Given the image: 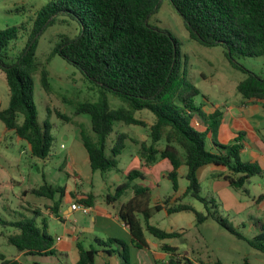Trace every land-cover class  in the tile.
I'll use <instances>...</instances> for the list:
<instances>
[{
	"label": "trees",
	"instance_id": "16d2710c",
	"mask_svg": "<svg viewBox=\"0 0 264 264\" xmlns=\"http://www.w3.org/2000/svg\"><path fill=\"white\" fill-rule=\"evenodd\" d=\"M183 21L189 38L204 47L219 46L233 68L246 73L237 87V93L244 101L264 102V78L245 70L238 64V58L264 57V0H168ZM162 0H54L47 3L38 13L26 46L16 59L11 60L4 50L16 38V28L0 30V71L5 76L9 91V103L0 110V122L7 132L28 145L32 157L40 160L49 158L54 152L55 138L48 121L40 127L33 99L34 80L40 74L41 88L50 90L48 74L44 65L36 59L39 37L59 17H66L78 25V34L73 38L65 34L56 36L51 55H59L75 67L89 82L99 88L97 103L76 105L72 116L87 115L90 130L80 131V141L87 154L91 173L105 174L118 169L119 157L125 150V142L138 145V154L143 166H153L159 160L167 161L171 170L166 178L173 191L178 190V170L185 166L187 186L181 198L190 197L204 205L206 213L197 212L191 205L167 206V200L150 207L149 188L135 180H144L139 170H131L126 181L117 186L113 195H107L108 204L117 202L124 192L132 189L133 197L118 208V215L131 236V246L136 249L147 247L145 233L160 242L178 239L182 234L166 232L150 224L151 218L164 211L167 215L192 213L195 227L208 219L238 240L244 241L254 250L264 254V225L257 224L259 233L247 238L225 219L217 216L213 197L201 196L198 171L206 166H218L227 170L221 177L229 187L242 190L251 179L262 176L264 169L257 161H243L242 139L239 133L227 145L215 142V134L221 113L215 110L206 115L196 107L193 98L197 89L187 80L181 70V53L175 38L167 30L149 24ZM107 94L119 98L124 106L110 109ZM140 111H148L154 121L149 127L148 143L130 138L126 133H116L112 145H107L115 123L147 128L144 121L135 118ZM19 116L22 122L19 123ZM63 120H68L61 114ZM195 123L206 124L200 130ZM216 152L206 149L207 134ZM164 142L159 149L158 143ZM64 187L52 188L45 181L43 185L29 191L35 197L53 199L55 194L62 198ZM60 198V199H61ZM180 199V198H178ZM176 199L175 201H177ZM264 195L257 200H263ZM95 196L91 193L74 196V203L93 207ZM56 217L57 213H54ZM43 223V222H42ZM0 224L12 227L17 234L7 237V242L17 252L29 255H54V239L47 233L45 225L38 226L36 217L6 221ZM96 247L84 249L78 244L79 257L75 264H95L98 248L107 249V254L116 253L120 264H131V247L122 240L96 239ZM116 250L110 252V247ZM168 255L166 263L193 264V261L178 253L177 248L163 243L160 246ZM202 263V262H201ZM0 264H24L16 260H5ZM202 264H222L220 261ZM244 264H249L247 260Z\"/></svg>",
	"mask_w": 264,
	"mask_h": 264
},
{
	"label": "rangeland",
	"instance_id": "374dc122",
	"mask_svg": "<svg viewBox=\"0 0 264 264\" xmlns=\"http://www.w3.org/2000/svg\"><path fill=\"white\" fill-rule=\"evenodd\" d=\"M51 1L54 0H0V30L16 28V38L4 50L11 60L14 61L17 55L24 50L34 20L41 9ZM149 24L155 28L167 30L177 41L181 53V70L186 72L187 80L197 89L198 95L193 98V103L203 114L207 115L215 110L223 114L228 108H233L242 101L236 87L245 79L246 73L232 67L225 58L221 47H204L191 40L182 19L168 0H162L157 12L149 18ZM78 30L76 22L66 17H59L56 23L48 27L38 39L36 59L45 67L50 90L45 92L41 88L40 74L36 73L33 76V99L39 126L42 127L46 121L51 126L55 138V152L45 160L36 159L31 156L27 143L18 140L14 133L7 132L5 137L0 135V193L2 194L0 197V219L2 220L15 221L35 217L34 207L24 206L25 209L20 208L17 197H20L26 189H35L43 185V178L45 181L54 184L55 187H73V180L70 176L77 177V175L72 173L70 161H68V152L75 144H81L80 131L88 132L90 130V119L87 115L72 116V112L78 104L99 102L100 93L99 88L86 80L75 67L69 65L59 55H51V53L56 36L65 34L73 38L78 34ZM237 62L245 70L264 78V57L238 58ZM8 103L9 91L5 76L0 71V106L6 108ZM107 103L110 109H118L124 106L119 98L111 94H107ZM259 109L255 108V112L259 116L249 120L264 126V112L259 111ZM60 114L68 120L59 118L58 115ZM135 118L144 121L147 128L115 123L113 133L108 137L107 145H112L116 133H126L132 139H145V142L148 143L149 127L154 121L152 114L148 111H140L135 114ZM21 122L22 117L19 116V123ZM3 127L0 122V131ZM215 142H219V140ZM222 142L226 143V141ZM210 144L211 141L207 139V150ZM60 145H63L64 148L61 149ZM125 145V150L119 157V177L137 151L130 141H126ZM211 145L213 146V144ZM157 147L162 149L164 142L158 143ZM242 158L245 160L244 156ZM166 165L168 172L171 167L168 162ZM223 170L227 171L223 167L210 165L198 171L197 176L202 190L201 196L210 198L213 195L216 201L217 216L225 219L242 234L249 235L247 228L243 229L237 225L241 221L247 222L252 216L258 215V213L254 214L255 208H249V206L253 199L263 193L261 190L264 189V174L251 179V184L246 186L249 190L247 196L242 190L233 189L223 181L213 183V180L209 179L210 173ZM159 172L160 175H155L157 181L152 178L154 181L147 180L142 183L145 187H149L150 207L157 202L161 203L167 200V206L187 204L191 205L197 212L206 213L203 204L190 197L181 198L187 186V181L184 178L185 166L178 170V190L176 192L173 191L170 181L166 178V172ZM100 175L99 172L95 173L93 187L87 184L83 185L86 192H95L97 185L102 183ZM114 175V171L107 172L105 175L103 174L102 180L106 181L108 185L110 178ZM123 176L120 177L122 178L121 181H124ZM30 199L34 200L35 197H27V200L30 201ZM176 199L178 200L175 201ZM95 200L99 207L110 211H112L113 206L119 205V202L106 204L100 197L95 198ZM248 203L249 210L247 208L248 211L245 213L243 209ZM39 208L42 212L36 218L38 226H41L44 221L49 234L52 237L58 236L61 226L49 217L42 206ZM150 224L167 232L171 230L179 232L183 229L182 237L170 243L175 244L179 248V253L193 261V264H196L197 258L210 263L216 261L228 263L231 253L233 257H236L238 253H243L244 249L249 251L246 244L236 240L234 236L219 227L211 219L194 228L195 217L192 213H178L169 216L162 211L151 218ZM187 230L188 232H185ZM15 232H17L15 228L0 224V254L5 255L7 260H13L10 257L11 254L17 253L16 248L7 242V237L14 235ZM98 236L103 238V235ZM145 237L150 242L151 251H156L160 241L147 233H145ZM142 253L144 254V252ZM63 264L68 263L64 261Z\"/></svg>",
	"mask_w": 264,
	"mask_h": 264
},
{
	"label": "crops",
	"instance_id": "0c3cea01",
	"mask_svg": "<svg viewBox=\"0 0 264 264\" xmlns=\"http://www.w3.org/2000/svg\"><path fill=\"white\" fill-rule=\"evenodd\" d=\"M256 107L258 109L260 108L259 111L264 112V102L244 101L242 99V101H240L236 106H234L233 108H228L227 111L223 114L221 113L220 123L217 128V132L215 134L214 139L215 141L219 140V142L217 143L221 145H227L232 143L234 139L237 138L239 133H243L244 134L242 139L243 150L241 151V158L244 156L245 160H243V158L242 160L251 161V162L257 161L259 162L260 166L264 169V132H263L264 126L259 123H252L249 120L250 118L259 116V114L255 112ZM6 108H2L0 106V110H4ZM213 112L207 115H210ZM199 128L200 130H206V124L199 123ZM6 134L7 131L3 127L0 131V135L5 137ZM211 137H212L211 133L209 132L207 134L206 140L209 139V141H211ZM18 140L20 139L18 138ZM134 140H138L140 142L146 141L145 139L144 140L134 139ZM222 141H226V143ZM211 144L209 145L208 150L211 152H216V149L213 148ZM132 146H134L137 149V151L135 153L136 155L132 157V160L130 161L129 165H127L125 170H123L122 173H120L122 176L124 175L123 176L124 181H121L122 179L120 178L121 175L119 177L120 169L118 162V169L114 171L115 175L110 178L111 180L109 181L108 185L106 184V181L102 180L103 174L100 173L101 174L100 177H102L101 178L102 183L100 182V184L97 185V189L95 190V192H86V190H84L83 188V185L87 184L90 187H93V177L95 173L92 174L90 171L87 162V154L81 143V144H75V146L71 148L70 151L68 152V161H70L72 173H75L77 177L73 175L71 176L69 175L73 180V187L65 186L62 198L60 197L59 194H55L53 196V199L35 197L34 195L29 193V191L32 189L24 190L20 195V197H17L20 208L25 209L24 206L34 207L33 213L37 218L38 216H40L42 212L41 208L39 207L42 206L43 210L47 212L49 217L54 219L58 223V225L61 226L60 234L58 236L53 237L54 239L53 250L55 251L54 255H48V256L29 255L24 252H17L15 254H11L10 257H12L13 260H16L24 264H63L64 261H66L68 264H75L79 257L78 244H80V246L83 247L84 249H89L92 247H96L94 243L96 239L105 241L107 239L114 238V239L122 240L128 245H130L131 236L127 227L119 220L120 216L118 215V208L121 204L126 203L128 200H130L133 197L132 189H128L124 192L121 198L117 201L119 202V205L113 206L112 211L99 207L98 204L96 203V200L94 201V206L90 208L91 211L88 215H83L78 211H72L71 205L74 203V196L77 195L81 196L83 194H88V193L93 194L95 198L100 197L106 204H108L105 201V197L107 195L114 194L116 187L126 181V176L131 170H139L144 175V180H139V179L135 180L132 183V185L138 184L144 186L142 183L146 182L147 180L154 181L153 179H155V181H157L155 175L156 174L160 175L159 171L162 172L165 171L167 174V165H166L167 161L160 160L158 161L159 163L157 162L158 164L156 163V165L143 166L142 161L138 154V150H139L138 145L132 144ZM60 148L63 149L64 148L63 145H60ZM158 166L160 167L158 168ZM155 167H157V169H154ZM169 168L170 167L168 166V169ZM170 170L171 168L169 169V171ZM226 172L227 171L224 170L214 171L210 173L208 177L209 179L213 180V183L217 181H223L221 177H216V176L226 175ZM44 181L45 179L43 178V182ZM45 182L48 185H50L52 188H59V186L55 187L54 184H51V182L50 183L47 181ZM261 191H263V193L260 194L259 196L264 195V189ZM248 195L249 194H247V196ZM1 196L2 194L0 193V197ZM29 196H34L35 199L34 200L30 199L29 201L27 200V197ZM211 197H213V195ZM258 197L253 199L250 206L249 203L246 204L247 206L244 207L243 210L246 213L250 207L255 208L254 214L258 213L259 216L258 215H256L258 217L252 216V218L249 221L247 222L241 221L237 225V227L248 229L249 235L243 234L247 238H252L253 236L259 233L258 227L256 226L257 224L264 225V199L257 200ZM37 205H39V207H36ZM54 213H57L58 217H56ZM42 224L45 225L47 229V233L49 234L46 223L43 221ZM189 227L192 226L189 225ZM168 232H177V231L171 230ZM185 232H188V230ZM17 233L18 232H15L14 234ZM178 233L183 234L184 233L183 229H181ZM98 235H103V238H100ZM178 239H171L160 242L158 244V248L156 251H151L149 247L150 242L147 238H146L147 247L145 248L136 249L130 245L131 264H155V262L166 263L168 255L161 251L160 246L163 243L168 244L171 247L177 248V251L179 253V248L175 244L170 243L173 240H178ZM238 241H241L244 244H246L242 240H238ZM247 247L249 251H246L244 249L243 253H238L236 257H233V254L229 253L231 255V257L228 260L229 262L228 263L221 262V263L244 264V261L247 260L249 264H264V254L254 250L249 245H247ZM110 248L111 249L108 248L110 252L116 250V247L114 246ZM98 249H99L98 254L95 257V264H120L119 257L116 253L107 254L105 252L107 249L105 250H102L101 248ZM142 252H144V254L146 255H144ZM0 256H2L5 260H7L5 255L0 254ZM201 262L208 263L202 260L201 258L196 259V264H202Z\"/></svg>",
	"mask_w": 264,
	"mask_h": 264
},
{
	"label": "built area",
	"instance_id": "2783aa9c",
	"mask_svg": "<svg viewBox=\"0 0 264 264\" xmlns=\"http://www.w3.org/2000/svg\"><path fill=\"white\" fill-rule=\"evenodd\" d=\"M195 125L197 127H199V124L198 123H195ZM71 210L72 211H78L80 213H82L83 215H88L91 211L90 207H86V206H83V205H79L77 203H73L71 205Z\"/></svg>",
	"mask_w": 264,
	"mask_h": 264
},
{
	"label": "water",
	"instance_id": "95a60500",
	"mask_svg": "<svg viewBox=\"0 0 264 264\" xmlns=\"http://www.w3.org/2000/svg\"><path fill=\"white\" fill-rule=\"evenodd\" d=\"M119 220L121 221V217H119ZM122 222V221H121ZM123 223V222H122Z\"/></svg>",
	"mask_w": 264,
	"mask_h": 264
}]
</instances>
